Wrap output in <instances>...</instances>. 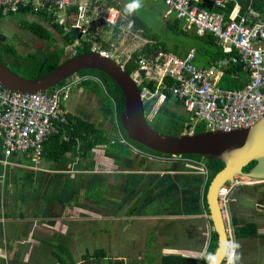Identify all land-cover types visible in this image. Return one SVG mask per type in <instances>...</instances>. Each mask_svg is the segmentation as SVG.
<instances>
[{
  "label": "crops",
  "instance_id": "1",
  "mask_svg": "<svg viewBox=\"0 0 264 264\" xmlns=\"http://www.w3.org/2000/svg\"><path fill=\"white\" fill-rule=\"evenodd\" d=\"M0 21L2 35L9 23L22 31L24 21L45 23L29 14ZM10 64L17 70L14 60ZM91 95L73 86L62 109L109 130L99 107L95 118L89 114L95 110L85 102ZM54 138L41 160L31 154L6 157L0 142V264H204L214 229L205 204L208 177L198 165L145 157L129 169L103 162L104 149L88 158L71 152L58 159ZM242 186L229 201L231 223L255 224L264 236V227L255 223L264 221V196L248 201ZM245 204L254 205L255 213ZM232 231L233 252L223 264H258L251 251L264 246V237Z\"/></svg>",
  "mask_w": 264,
  "mask_h": 264
},
{
  "label": "built area",
  "instance_id": "2",
  "mask_svg": "<svg viewBox=\"0 0 264 264\" xmlns=\"http://www.w3.org/2000/svg\"><path fill=\"white\" fill-rule=\"evenodd\" d=\"M150 1L161 2L167 7L166 19L175 16L187 30L199 37L211 35L226 55L212 61L207 68L195 64V50L185 56L160 50L135 59L138 68L131 75L134 83L140 88L145 82L155 89L154 93L147 88L141 92L144 103L157 99L150 118L153 119L164 104L166 96L163 91H167L182 102L189 114L191 120L186 125V135H195L199 125H203L206 132H232L249 130L264 120V16L252 10L243 14L238 3L232 0ZM23 13L43 16L67 36L73 30L78 31L80 39L66 48L71 58L77 56V48L88 43L92 45L91 52L113 60L126 70L134 54L142 52L148 45H156L143 35V30L134 28V21L124 12L119 0H0V20ZM231 65H240L241 72L237 70L230 74L234 81L243 85L240 89L220 86L225 70ZM86 81L95 82L103 89V82L96 76H79L74 82L73 78L68 79L62 86L36 94H21L0 85V142L4 155L31 154L41 160L46 145L54 137L62 136L64 142H69L70 135L62 134V128L69 123L61 105L73 86ZM111 104L118 137L123 144L132 147L135 154L166 162L196 164L201 174L208 177L207 164L203 160L160 156L133 147L122 136L113 100ZM247 180L245 177L236 178L234 184L237 187L255 185L252 180ZM232 185L224 187L219 194L227 230L228 217L223 206ZM231 243L224 263L232 255Z\"/></svg>",
  "mask_w": 264,
  "mask_h": 264
},
{
  "label": "trees",
  "instance_id": "3",
  "mask_svg": "<svg viewBox=\"0 0 264 264\" xmlns=\"http://www.w3.org/2000/svg\"><path fill=\"white\" fill-rule=\"evenodd\" d=\"M233 3L236 2L239 5V11L243 14L247 13L249 10H252L259 16H264V0H232ZM231 4V6L233 5ZM230 6V7H231ZM26 15V14H20ZM45 20V23L50 24L62 37V42L59 44V39L54 36L47 28H45L40 23H30L22 22L21 26L25 31L32 32L36 37L44 40L47 43L46 49L43 52L38 54L29 53L28 55H21L18 49L13 44H5L2 49H0V58L3 61L4 56L11 57L16 63V69L21 72L20 74L16 71H13L22 75V77L28 78H41L46 74L58 67L62 62L70 59L71 57L66 56L67 46L73 45L74 42L65 35L64 31L57 25L53 24L43 16H39ZM128 17L134 21V28L143 30V35L150 40L156 42V45H148L142 52L134 54L133 60L126 67V72L129 75L134 74V70L138 68L137 63L134 62L141 55H152L154 52L160 50L164 52L176 53L181 56L187 55L190 51H196V60L195 64L201 68H207L212 61L218 60L226 56L222 50L215 44V41L211 35H206L204 37H199L193 31H189L184 27V23L179 22L175 16L173 21H168L167 25L170 30L182 35L186 40L191 39L195 41V45L189 46L185 45L186 40L182 44H177L176 47H169L167 43L161 42L154 33L150 32L151 28L148 26L146 21L138 13L128 14ZM91 44L85 43L83 46L77 48V56L82 54L91 53ZM12 60V61H13ZM11 61V62H12ZM10 62V63H11ZM13 65V64H12ZM241 72L240 65H231L225 70V76L221 79L220 86L223 89H240L242 84L234 81L230 77L232 72L236 71ZM80 77L87 76H96L101 79L103 82V89L97 85L95 82L86 81L79 84V88L90 92L95 98L99 101V115L103 122H106L109 126V130L99 129L96 125L91 123V121H84L79 119L69 112H65L68 125L62 128V134L68 133L71 137L69 142H64L62 136H56V141L58 147H60V155L58 159H61L68 153L75 154H84L87 158L91 156L92 152L96 149H104L106 155L103 156V162L112 163L118 165L119 167L134 168L140 162H144L147 158L135 154L127 144H123L118 137L117 127L114 125L113 120V106L111 100L116 105L117 111V120L118 127L121 129V134L127 141L135 148L148 151L153 154L160 156L163 155L158 151L152 150L145 145L138 142L131 141L128 138V135L124 131L123 127L120 124L119 117L124 109V101L122 94L115 82L111 77L106 75L103 72L95 70H85L80 72ZM66 82L60 83L58 86L64 85ZM147 88L151 93L155 92V89L152 85L143 83L140 87V91L143 92V89ZM51 91V90H50ZM165 94L164 104L156 111V115L153 119L150 118L152 108L157 102L155 98L150 103H145L144 109L146 117L149 118L150 125L155 128L157 131L164 135L168 136H182L186 132V125L190 122L189 114L185 112L182 102L176 97H173L167 91H163ZM62 109V106H61ZM63 110V109H62ZM64 111V110H63ZM196 134L206 133V129L203 125H199L195 131ZM54 138V139H55ZM186 158H191L194 160L202 159L201 156L189 155L185 156ZM204 159V158H203ZM207 164V169L209 171L207 185L205 187V195L207 192V187L212 178L220 171L225 164L219 160H207L204 159ZM257 166L256 163L252 164L250 167H245L242 171L244 174L249 173L251 169ZM234 227L235 235L238 237H248V238H261L258 234V227L255 224H245L244 226L238 227L236 222H232ZM217 250V235L214 233L212 236V243L210 245V255L214 254ZM210 255L205 257L204 264H207Z\"/></svg>",
  "mask_w": 264,
  "mask_h": 264
},
{
  "label": "water",
  "instance_id": "4",
  "mask_svg": "<svg viewBox=\"0 0 264 264\" xmlns=\"http://www.w3.org/2000/svg\"><path fill=\"white\" fill-rule=\"evenodd\" d=\"M41 24L57 39L62 40L61 35L50 24ZM69 37L73 41L80 39L76 30H73ZM85 70L103 72L115 82L124 101V109L119 121L131 141L167 156L196 155L207 160H219L225 164V167L209 182L205 195L206 209L214 233L217 235V250L211 255L207 264H223L227 247L235 239L229 214L231 195L239 187L234 184L235 179L245 177L252 180L255 185L264 184V120L249 130L183 134L178 137L164 135L150 125L149 118L146 117L142 93L131 75L113 60L95 52L68 58L44 77L37 79L16 74L0 59V85L7 90L21 94L43 93L68 79L70 81ZM254 163L257 166L244 174L242 170ZM230 184L233 185L223 206L231 230L229 236L222 213L223 209L219 203V194L224 187Z\"/></svg>",
  "mask_w": 264,
  "mask_h": 264
},
{
  "label": "rangeland",
  "instance_id": "5",
  "mask_svg": "<svg viewBox=\"0 0 264 264\" xmlns=\"http://www.w3.org/2000/svg\"><path fill=\"white\" fill-rule=\"evenodd\" d=\"M129 2H131V0H127V3ZM135 12H137L144 18L148 26L151 28L150 32L151 33L153 32L154 33L153 35H156L157 38H159L161 42L167 43L169 47L173 48V47H176L177 44H182L185 42L186 39L182 35H178L177 33L173 32L172 30L168 28L167 26L168 22L167 20L164 19L165 16L167 15L168 9L164 5L157 3V2H152L150 0H141V7L137 9ZM173 20L174 18L171 17L170 21H173ZM0 22L2 24L3 21H0ZM10 24L11 23H9L8 26L6 27H2L4 30L3 35H6L10 38L8 43L15 45L21 55H28L29 53L38 54L37 53L38 51L36 49L28 48L26 46L21 45L20 43H17V36L22 35L25 38V41L32 42L34 40L36 44H43L44 41L37 39L34 36V34H32L31 32L22 31L20 27L17 26L18 24L17 25L15 24L10 25ZM185 45H189V46L195 45V41L191 39H187ZM66 56H69V54L66 53ZM14 71H16V73L18 72L19 74L21 73L18 70H14ZM78 78H79L78 75L74 76L73 82L77 81ZM85 102L89 104L87 108L95 109L93 111L94 113L91 110L89 112L91 117L95 118L97 115L96 110L98 109V107H100L99 101L95 98V96L91 95L89 99L85 100ZM91 103L93 106L91 105L90 107ZM64 108L67 109V106H65ZM77 111L81 112L79 109H77ZM104 124L106 125L105 126L106 128H109L107 123H104ZM242 187L247 188V190H244V192H247L248 194L247 193H244V194L250 197L249 199L248 196H245L247 197L248 201L251 200V201L256 202V200L258 201L264 196V184H261V185H248L247 184V185H243ZM241 207H247L248 211L250 212L254 209L253 213H255V210H256L254 205L245 204ZM255 223L259 227H262V228L264 227V221L258 220V221H255ZM251 255L255 256V259L258 260V264H264V246L262 245L255 246V248L252 249L251 251ZM247 257L249 258V261H251V258L249 256Z\"/></svg>",
  "mask_w": 264,
  "mask_h": 264
},
{
  "label": "flooded vegetation",
  "instance_id": "6",
  "mask_svg": "<svg viewBox=\"0 0 264 264\" xmlns=\"http://www.w3.org/2000/svg\"><path fill=\"white\" fill-rule=\"evenodd\" d=\"M35 36V35H34ZM21 37V38H20ZM36 37V36H35ZM37 39H40L38 37H36ZM21 39V40H20ZM10 40L9 37L7 38H4L3 35L0 33V49H2L4 47L5 44H8V41ZM19 40V41H18ZM41 41H44L42 39H40ZM62 41L59 40V44L61 43ZM17 43H20L21 45L23 46H26L28 48H32V49H36L38 52L37 53H40L41 51H45L46 49V46H47V43L44 41L43 44H36V42H34V40L31 42V41H25V38L22 37L21 35H18L17 36ZM45 44V46H44ZM1 59V58H0ZM12 60L11 57L9 56H4V60H3V63L5 65H7L10 69H13L11 67V64H10V61ZM200 161L203 160L205 161L203 158L202 159H199Z\"/></svg>",
  "mask_w": 264,
  "mask_h": 264
},
{
  "label": "clouds",
  "instance_id": "7",
  "mask_svg": "<svg viewBox=\"0 0 264 264\" xmlns=\"http://www.w3.org/2000/svg\"><path fill=\"white\" fill-rule=\"evenodd\" d=\"M141 7V0H131V2L125 4L124 6V12L126 14H131L134 11H136L137 9H139ZM238 247V245H237Z\"/></svg>",
  "mask_w": 264,
  "mask_h": 264
},
{
  "label": "bare ground",
  "instance_id": "8",
  "mask_svg": "<svg viewBox=\"0 0 264 264\" xmlns=\"http://www.w3.org/2000/svg\"><path fill=\"white\" fill-rule=\"evenodd\" d=\"M247 181H249V180H247Z\"/></svg>",
  "mask_w": 264,
  "mask_h": 264
}]
</instances>
